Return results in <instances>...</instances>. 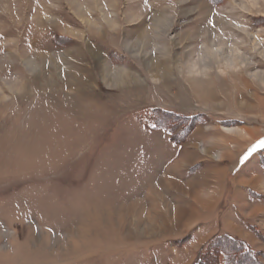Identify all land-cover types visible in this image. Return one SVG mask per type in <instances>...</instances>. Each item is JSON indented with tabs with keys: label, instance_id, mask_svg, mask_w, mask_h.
Listing matches in <instances>:
<instances>
[{
	"label": "rangeland",
	"instance_id": "obj_1",
	"mask_svg": "<svg viewBox=\"0 0 264 264\" xmlns=\"http://www.w3.org/2000/svg\"><path fill=\"white\" fill-rule=\"evenodd\" d=\"M264 0H0V264H264Z\"/></svg>",
	"mask_w": 264,
	"mask_h": 264
},
{
	"label": "snow or ice",
	"instance_id": "obj_2",
	"mask_svg": "<svg viewBox=\"0 0 264 264\" xmlns=\"http://www.w3.org/2000/svg\"><path fill=\"white\" fill-rule=\"evenodd\" d=\"M261 146L264 147V142H261Z\"/></svg>",
	"mask_w": 264,
	"mask_h": 264
}]
</instances>
